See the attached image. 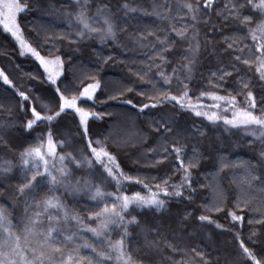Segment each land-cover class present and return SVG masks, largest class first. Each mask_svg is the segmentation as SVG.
<instances>
[{
    "label": "trees",
    "instance_id": "16d2710c",
    "mask_svg": "<svg viewBox=\"0 0 264 264\" xmlns=\"http://www.w3.org/2000/svg\"><path fill=\"white\" fill-rule=\"evenodd\" d=\"M182 2L183 0H167V3L166 0H88L89 16H96L97 9L104 5H107L114 14L118 25L117 40H108L105 43H101L97 35L86 36L82 40L76 36L80 30V25L74 19L79 7L77 0H30L32 10L21 14L19 23L24 30L25 39L37 47L42 55L47 56L51 51L63 57L66 62L67 79L71 80L75 75L78 78L77 82L83 81L80 87L94 80L101 82V87L96 92L95 103L86 102L93 111L103 114L100 119L90 120L89 134L93 140L107 138L109 149L117 157V162L125 174L146 178L152 185L159 183L160 179L166 176H171L170 183L179 182L180 174L173 172L174 165L178 163L174 153L163 162L156 163L164 155L162 149L164 137L167 138L169 148L172 144L184 146L185 162L193 156L194 150L199 155L197 166L190 170L192 186L196 189L191 201L184 198H165L161 194V198L166 199V206L161 211L137 208L131 212V215L137 216L139 223L130 227L126 243L135 253L138 264H173L174 261L187 260L189 256L195 255L190 250L197 245L207 254L209 264H242L234 233L239 230L248 242V236L255 230L256 234L253 237L255 243H249L248 246L256 251L264 248V223L249 224V219L259 220L260 213L249 211L248 208L242 213L237 212L244 217L239 224H233L227 213L233 209V204L243 187L240 183L244 171L241 162H249L257 169L258 174L264 175V156L261 155L264 152V140H261L258 134L250 135L249 130L225 126L222 121L212 125L190 111L173 109L171 104L140 112L141 104L150 103L140 93L151 94L152 84L147 78L141 81L137 73L143 74L148 71L149 57L155 55L152 45L159 48L156 36H149L147 40L142 41L145 45L142 47L139 42L140 34L155 31L157 35L163 36L164 33L159 29H167L170 22L158 18L154 14L155 11L160 10L159 5L167 7L170 4L171 11L175 14ZM125 3L136 11L126 12L122 7ZM228 3L229 0H215L212 9L203 10L208 22L197 25L201 50L189 85L193 98L198 97L201 91L212 89L209 80L214 79L211 75L213 72L221 68L231 71L234 52L227 48L226 39L232 42L236 37L246 36L244 43L236 45V48H243L245 43L254 48L247 27L231 18L225 21L226 12L223 15L219 14ZM200 5L203 8V0H200ZM250 12H252L250 8L242 10L244 15ZM254 19L256 22L259 21L258 13H254ZM181 23L182 21H176L177 27H180ZM251 26L255 27V24ZM120 28L124 30L120 31ZM171 36L175 38L174 33H171ZM186 46L177 43L175 48L167 52L169 63L164 71L171 73L173 67L186 63L181 59L182 49ZM107 57L111 59L105 62ZM156 63H160L158 58ZM240 68L242 72L248 71L243 64ZM0 69L4 70L16 88L26 93L31 92L33 97L51 94V86L42 82L39 76L43 71L39 62L30 54L21 56L17 42L2 27ZM158 71L159 69L152 67L149 76L163 85V81L157 75ZM248 77H251V90L257 101H260L261 97H264V82L255 74V66L248 72ZM227 86L237 87L235 74L229 78ZM180 87L174 80L171 92H178ZM129 88L132 91H127ZM221 94H225L223 90ZM243 98L238 97L240 100ZM19 100L20 97L16 95L14 89L4 85L0 80V122L8 125L3 129L4 135L0 139V163L7 161L11 165L10 171L0 174V206L7 210L8 219L13 225L12 231L23 237V227L28 217H34L38 211L42 212V201L49 196H55L60 198L70 216H79L83 223L71 219L65 223L61 219L59 223L52 221L50 224L47 215H43L38 230L46 232L50 226L59 227L60 231L54 233L58 241L64 238L62 232L64 235L77 233L78 236L74 237V242L69 244L66 250L76 249L85 242L94 244L98 251L106 250V241L120 239L122 229H114L99 241L87 231L88 227H95L97 223L88 219L90 210L98 211L99 208L95 207L96 202L89 198L86 191L76 192L70 188L60 187L58 191L52 192L49 190L47 180H44L34 189H26L23 194L18 193L19 185L26 182V176L30 178L32 175L30 171L25 172L20 154L25 148L39 143L37 136L41 129L45 133L48 131L47 126L43 124L31 133L24 130L23 122L27 117L20 110ZM127 100H132L136 107L127 104ZM202 102L206 105L212 103L207 98H202ZM73 117L74 114L65 115L53 125L55 140L67 142L66 145L57 147V168L60 167L58 157L61 154L71 152L77 159L90 156L86 151L87 140L83 139L82 132L76 131L78 119L73 122ZM161 117L173 122L174 130L171 133L157 131L154 121L163 122ZM222 161L228 166L222 167ZM66 163L74 170L73 184L77 179L81 180V186L83 181L101 182L102 169L92 171L86 164L76 168L74 162ZM115 188L114 183H109L105 190L113 192ZM214 190H223L226 198L224 210L214 214V219L224 226L223 229L211 224L201 225L196 220V217L202 214V205L212 200ZM123 191L129 195L134 191L147 194V189L143 185L134 182H123ZM254 195L256 199L250 205L252 208L260 206V200L264 199V192L255 191ZM102 207L103 204H100V208ZM50 214L56 216L58 213L57 210L51 209ZM59 215L62 217L63 213ZM169 243L184 251L173 252L168 247ZM32 246H37L36 241H32ZM72 254L75 259L95 255L91 249L83 247ZM257 259H260L259 254ZM103 264H115V260H105Z\"/></svg>",
    "mask_w": 264,
    "mask_h": 264
},
{
    "label": "snow or ice",
    "instance_id": "6c2138e0",
    "mask_svg": "<svg viewBox=\"0 0 264 264\" xmlns=\"http://www.w3.org/2000/svg\"><path fill=\"white\" fill-rule=\"evenodd\" d=\"M214 3L215 0H203L202 8L200 0H183L175 14L172 13L170 4L167 7L165 5L158 6L160 10L155 11L154 14L170 23L167 29H159L164 33L163 36L157 35L155 31H145L140 34L139 42H141L142 47L145 46L142 41L147 40L149 36H156L159 44L158 49L156 45H152L155 55L149 57L148 71L143 72V74L137 73L141 81L147 78L148 82L152 84L151 94L140 93L150 101V103L140 105V112L171 104L173 109L190 111L196 117H203L212 125H217L218 122L222 121L225 126L249 130L250 135L256 136L258 134L259 138L264 140V97L257 101L251 90V77H248V72H251L255 66V74L260 81L264 82V0H229V3L225 5L224 10L219 14L223 15L226 12L225 21L231 18L247 27L248 35L254 42V48L246 43L243 48H236V45L244 43V40L247 39L246 36L236 37L232 42H228L226 39L227 48L234 52V62L230 65L231 71L221 68L213 72L211 75L214 79L209 80L212 89L201 91L199 96L195 98L191 95L189 85L201 50L197 25L201 22H208L203 15V10L212 9ZM77 4L79 7L74 19L80 25V30L76 33L79 39L97 35L101 43L117 40L118 25L115 22L114 14L110 12L107 5L98 8L96 16H89L88 0H83V2L77 0ZM122 7L126 12L136 11L135 8H130L127 3L123 4ZM245 8H250L252 12L247 15L242 14V10ZM30 10H32L30 0H0V27L17 42L21 56L30 54L39 62L43 70L39 76L42 82L47 83L52 88L50 95L42 94L33 97L31 92L26 93L24 90L16 88L4 70L0 69V80L3 81L4 85L14 89L16 95L20 97L18 102L20 110L27 117L23 122L24 130L31 133L42 124L48 128L46 133L41 129L37 136L39 143L36 146L25 148L20 154L25 172L30 171L32 175L30 178L26 176V182L19 185L18 193L23 194L26 189L32 190L44 180H47L49 190L52 192L58 191L60 187L70 188L76 192L86 191L89 198L96 202L95 207L99 208L98 211L90 210L88 219L90 221L95 220L97 223L95 227H88L87 231L91 232L98 241L103 240L117 228L122 229V234L118 240L108 239L106 250L98 251L94 244L87 242L78 245L76 249L66 250L67 246L74 242V237L78 236L77 233L64 235L62 232L64 238L62 241H58L54 233L60 231L59 227L50 226L46 232L38 230L40 218L43 215H47L50 224L52 221L59 223L61 219L65 223L70 219L77 223H83L79 216L69 215L59 197L49 196L42 201L43 211L36 212L34 217H28L23 227V237L12 231L13 225L12 221L8 219L7 210L0 206V264H103L105 260L111 261L113 259L115 264H138L135 253L126 243L130 227L139 223L137 216L131 215V212L137 208L161 211L166 206V199L161 198V194L165 198H184L191 201L196 189L192 186L190 170L197 166L199 155L194 150L193 156L185 162L184 146L172 144L169 148L167 138L164 137L162 145L164 155L156 163L163 162L174 153L178 163L174 165L173 172L180 174L179 182L170 183L171 176H166L161 178L159 183L152 185L147 182L146 178L125 174L117 162V157L110 151L107 138L93 140L89 134L90 120L100 119L103 114L93 111L91 107L86 105V102L95 103L96 92L101 87V82L94 80L80 87L79 85L83 81L77 82L78 78L75 75L73 79H67L66 62L61 55L51 51L47 56L42 55L37 47L25 39L24 30L19 23V16ZM254 13L259 14L258 22L254 19ZM69 15L72 14L69 13ZM178 20L182 21L180 27L176 25ZM253 24L255 27L251 26ZM119 30L123 31L124 29L120 28ZM171 33L175 34V38L171 36ZM177 43L187 45L181 52V59L186 63L182 66L173 67L172 72L167 73L163 70L169 63L166 54L175 48ZM245 52L247 56H245ZM156 58L160 60L159 64L156 63ZM108 59L111 57L105 58V62ZM241 64L247 67V72H242ZM152 67L159 69L157 75L163 81V85L149 76ZM233 74L236 75L237 87L229 88L227 86L228 80ZM246 77L248 78L246 79ZM174 80L181 86L176 93L171 92ZM221 90L225 94H221ZM127 91H132V89L129 88ZM240 96L244 97L243 100L238 99ZM110 98L115 99V97ZM202 98H207L212 103L206 105L202 102ZM126 103L136 107L132 100H127ZM69 114H74L73 122L78 119L76 131L82 132L83 139L87 140L86 151L90 153V156L86 155L83 159H77L71 152L61 154L58 157L60 167L57 168V147L58 145L64 146L67 142L55 140L53 125ZM161 121L163 122L154 121L157 131L171 133L174 130L172 121L165 120L163 117H161ZM6 127L8 125L0 122V139L3 138V129ZM261 155L264 156V152ZM66 162H74L76 168H81L86 164L92 171L102 169L100 171L101 182L83 181V186H81V180L77 179L73 184L74 170L69 168ZM241 164L244 171L240 183L243 187L241 194L237 196L233 204V209L228 211L227 215L233 224H239L242 223L244 217L237 212L242 213L245 208H248L249 211L260 213V219H249V224L264 223V199L260 200V206L250 207L252 201L256 199L255 191L264 192V175L258 174L257 169L247 161H242ZM227 166L228 164L222 161V167ZM10 168V162L0 163V174L7 173ZM38 177L40 178L39 181L37 180ZM123 182L141 184L147 189V194H142L140 191H134L131 195L126 194L123 191ZM109 183L116 185L113 192L105 190ZM201 187L207 186L201 185ZM225 199L223 190H214L212 200L202 205V214L196 217V220L201 225L211 224L218 229H223L224 226L214 219V214L224 210ZM109 201L111 202L109 203ZM100 204H103L102 208H100ZM51 209L57 210L58 214L56 216L51 215ZM59 213H63L62 217ZM255 234V230H253L247 238L248 242H246L239 230L234 233L240 249L242 264H264V248L254 251L252 247L248 246L249 243H255L253 239ZM32 241H36V247L32 246ZM80 247L91 249L95 255L75 259L72 253L78 252ZM168 247L173 252L184 251L175 244L169 243ZM190 251L195 255L189 256L187 260L174 261L173 264H209L207 254L199 248V245ZM257 254H259L260 259H257Z\"/></svg>",
    "mask_w": 264,
    "mask_h": 264
}]
</instances>
